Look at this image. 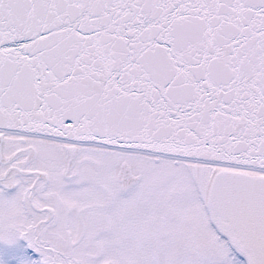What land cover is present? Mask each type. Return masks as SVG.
Masks as SVG:
<instances>
[{
  "label": "snow or ice",
  "instance_id": "1",
  "mask_svg": "<svg viewBox=\"0 0 264 264\" xmlns=\"http://www.w3.org/2000/svg\"><path fill=\"white\" fill-rule=\"evenodd\" d=\"M0 264H264V0H0Z\"/></svg>",
  "mask_w": 264,
  "mask_h": 264
}]
</instances>
